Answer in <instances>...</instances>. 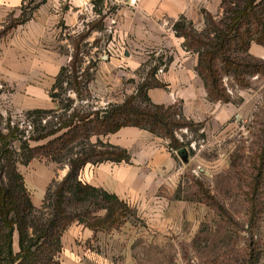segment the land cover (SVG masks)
<instances>
[{
    "label": "crops",
    "instance_id": "crops-1",
    "mask_svg": "<svg viewBox=\"0 0 264 264\" xmlns=\"http://www.w3.org/2000/svg\"><path fill=\"white\" fill-rule=\"evenodd\" d=\"M222 2L144 0L133 7L109 5L103 0H0V95L4 96L1 89L5 86L13 91L17 108L42 109L75 53L83 63L87 57L82 48L93 53L102 50L103 69L96 87L101 110L121 104L117 69L123 54L129 67L148 63L159 68L153 79L164 86L148 90L153 104L177 105L187 120L203 121L206 111L213 116L217 110L215 105H206V85L196 70L198 56L186 52L185 39L174 26L183 18L202 24L204 12L221 14ZM253 53L264 59L262 47L256 46ZM149 54L162 56L154 61ZM90 142L125 150L130 160L88 164L81 171V181L116 195L134 208L142 221L166 222L165 209L184 170V163L168 143L137 127L93 136ZM33 203L39 206V201ZM135 235L129 229L94 232L74 223L62 237L59 264H134Z\"/></svg>",
    "mask_w": 264,
    "mask_h": 264
},
{
    "label": "rangeland",
    "instance_id": "rangeland-1",
    "mask_svg": "<svg viewBox=\"0 0 264 264\" xmlns=\"http://www.w3.org/2000/svg\"><path fill=\"white\" fill-rule=\"evenodd\" d=\"M233 1L234 4L227 6L230 10L235 4H244L246 0ZM206 15L215 17L217 24H221L225 17L222 8L218 15L204 12L202 24H194L183 18L175 26L185 25L188 31L212 38L214 33L210 35L208 32L214 29ZM256 46L264 49V46L252 42L248 54L260 65L259 74H245L244 79L238 81L233 74L227 75L221 71L228 102L212 100L206 87V105H215L216 114L211 116L206 111L203 121L194 122L183 116L179 106H173L178 114L174 120L187 121L190 125L174 129L183 154L170 148V138L163 137V134L158 136L168 143L178 161L184 163L181 180L165 209L167 221L161 224L149 219L142 221L133 208V213L128 215L122 226L115 229L136 232L132 241L134 264H264V59L254 55ZM184 47L186 52L198 56L195 49ZM81 52L87 60L79 66V73L74 75L69 69L59 78L60 72L59 79L49 92L50 100L42 109L21 110L17 108L11 88L3 86L1 89L4 96L0 95V130L8 134L7 127L10 125L20 139L12 142L20 162L25 157L22 142L26 139L56 130L69 122L72 114L80 117L101 110L96 87L103 69L101 57L104 54L102 50L93 53L86 48H82ZM161 56L149 54L147 57L158 61ZM120 61L117 70L121 75V104L130 97H137L136 105L147 106L139 92L142 87L148 93L151 88L164 86L153 79L159 68H153L148 63L136 69L129 67L123 54ZM128 74L132 77H128ZM75 85L79 86V95L74 91ZM50 139L39 142L30 140V146L46 144ZM88 144H99L100 149L110 146L102 142L92 144L90 140L88 143L78 142L57 156L58 161L36 158L27 164H18L32 203L39 201L37 209L44 205L48 192L54 195L70 170L69 161L88 148ZM42 183L45 184L43 192ZM52 197L47 200V212H50ZM70 210L80 213L82 208L71 206ZM14 248L15 251L19 250L17 235Z\"/></svg>",
    "mask_w": 264,
    "mask_h": 264
},
{
    "label": "trees",
    "instance_id": "trees-1",
    "mask_svg": "<svg viewBox=\"0 0 264 264\" xmlns=\"http://www.w3.org/2000/svg\"><path fill=\"white\" fill-rule=\"evenodd\" d=\"M232 3L235 2L223 0L225 17L221 24L215 23V17L206 15L214 29L208 32L210 35L214 33L212 38L188 31L185 25L175 26L178 36L185 39L184 45L197 51L198 74L205 81L209 97L214 101H229L220 77L222 70L224 74H233L238 81L243 80L245 74L254 76L260 73V65L248 52L252 42L264 46V0H246L230 10L227 6ZM81 63L82 59L75 53L69 68H63L59 78L69 69L77 75ZM74 91L78 95L81 93L78 85L74 86ZM139 93L147 106L136 105L137 97H130L123 104L110 105L105 110L80 117L72 114L69 122L56 130L26 139L22 142L26 151L22 162L12 148V142L20 139L10 125L7 127L8 134L0 130V264H59L62 237L71 225L78 223L94 232H111L120 228L128 215L133 213V208L116 195L80 179L81 171L88 164L129 162L130 156L125 150L113 146L100 149L99 144H88V148L69 161L68 174L59 183L54 195L47 193L40 209L32 203L24 176L18 170L19 163L27 164L36 158L58 161L57 156L76 143H88L93 136L114 134L124 127H137L157 136L163 134V137L172 140L170 148L184 153L174 129L186 128L190 123L175 121L178 115L175 108L153 104L143 87ZM47 139L50 140L46 144L30 146V140L39 142ZM51 197L50 212H47L46 203ZM71 206L81 207L82 210L75 213L70 210ZM16 235L18 251L14 248Z\"/></svg>",
    "mask_w": 264,
    "mask_h": 264
},
{
    "label": "built area",
    "instance_id": "built-area-1",
    "mask_svg": "<svg viewBox=\"0 0 264 264\" xmlns=\"http://www.w3.org/2000/svg\"><path fill=\"white\" fill-rule=\"evenodd\" d=\"M89 1H93V0H89ZM104 2H106L107 4H129L130 6L136 7L139 6L144 0H103Z\"/></svg>",
    "mask_w": 264,
    "mask_h": 264
},
{
    "label": "water",
    "instance_id": "water-1",
    "mask_svg": "<svg viewBox=\"0 0 264 264\" xmlns=\"http://www.w3.org/2000/svg\"><path fill=\"white\" fill-rule=\"evenodd\" d=\"M183 157L185 158V155H183Z\"/></svg>",
    "mask_w": 264,
    "mask_h": 264
}]
</instances>
